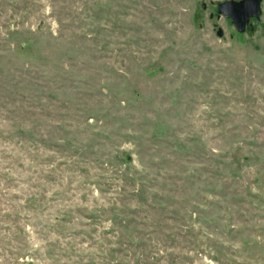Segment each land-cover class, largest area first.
<instances>
[{
  "label": "rangeland",
  "instance_id": "1",
  "mask_svg": "<svg viewBox=\"0 0 264 264\" xmlns=\"http://www.w3.org/2000/svg\"><path fill=\"white\" fill-rule=\"evenodd\" d=\"M224 1L0 0V264H264V0Z\"/></svg>",
  "mask_w": 264,
  "mask_h": 264
},
{
  "label": "water",
  "instance_id": "2",
  "mask_svg": "<svg viewBox=\"0 0 264 264\" xmlns=\"http://www.w3.org/2000/svg\"><path fill=\"white\" fill-rule=\"evenodd\" d=\"M261 0H239L224 1L218 4V13L229 17L236 28L241 32L244 31L246 23L251 17L259 18L261 13ZM217 34L222 35V30Z\"/></svg>",
  "mask_w": 264,
  "mask_h": 264
},
{
  "label": "trees",
  "instance_id": "3",
  "mask_svg": "<svg viewBox=\"0 0 264 264\" xmlns=\"http://www.w3.org/2000/svg\"><path fill=\"white\" fill-rule=\"evenodd\" d=\"M62 213L60 212V217H62L63 216V214L61 215ZM57 216H55L56 217V219H59V216H58V214H56ZM65 216V215H64ZM55 219V220H56Z\"/></svg>",
  "mask_w": 264,
  "mask_h": 264
}]
</instances>
